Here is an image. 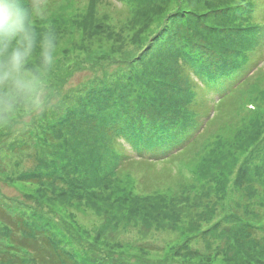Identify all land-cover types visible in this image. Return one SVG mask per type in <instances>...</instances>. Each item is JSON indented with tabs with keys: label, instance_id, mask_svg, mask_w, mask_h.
<instances>
[{
	"label": "trees",
	"instance_id": "trees-1",
	"mask_svg": "<svg viewBox=\"0 0 264 264\" xmlns=\"http://www.w3.org/2000/svg\"><path fill=\"white\" fill-rule=\"evenodd\" d=\"M50 1L43 0L44 3ZM162 1L169 0H158L155 5L140 0L142 8L134 14L141 21L140 27L144 28L140 39L156 15L159 21L166 20L159 32L150 35L145 46L147 54L143 58L137 55L132 63L126 61L127 65L119 68L114 60L105 55L95 57L89 54L91 64L106 60V63H113L116 67L111 72L102 71V74L93 77L88 84L82 85L81 91H73L76 95L69 98L72 101L70 105H65L63 98L68 97L71 91L62 92L60 85L54 86L56 98L50 109L63 111L57 123L47 109L41 115L32 117L27 136L20 130L19 124L14 126L17 121L0 127V149L6 151L5 158H15L25 146L29 148L28 142L53 149L48 156L40 159L44 162L43 167L20 175L25 177L23 181L42 184L54 193L58 191L64 203L74 202L96 211L103 210L108 215L107 227L114 222L117 228L124 218H129V221L136 218L145 226L160 228L178 220V213L173 211L172 214L174 205L170 207V202L161 194L153 197L145 192L136 199L116 191L107 195L104 192L115 183L114 179L125 176L123 173L132 168L141 172L138 182L146 188L160 178L162 168L161 172L166 173L163 179L167 178V170L174 166L170 155L184 153L200 137L203 127L211 128L218 107L222 109L226 106L228 109L237 88L243 87V82H246L241 81L240 70L249 59V54L257 46L260 48L264 39V23L257 24L252 20L258 7L255 0ZM28 2L31 3V0ZM166 16L176 17L174 25L168 26ZM72 19L75 28L83 29L82 36L88 26L98 25L95 19L83 24L78 16ZM39 22L44 24L37 20V24ZM166 26L168 45L162 49L157 37ZM93 35L89 33L86 36ZM151 41L155 43L152 45ZM139 63L141 66H138ZM189 73L203 88H199L203 98L198 97L196 88L199 86L191 82ZM242 87L236 96L242 94ZM211 93L215 98L210 99L214 105L209 107L206 100L207 94ZM259 93L260 101L264 103V91ZM259 98H251V102L244 106L252 105L253 111L261 114H255L252 120L264 126V109H258L253 104ZM173 129H179L181 138L164 135ZM20 132L23 134L20 135ZM8 141L9 145L6 144ZM250 142L241 139L239 143L236 140L241 145L240 149L249 148ZM186 168L189 173L199 176L193 166L186 165ZM243 173L238 178L245 181L247 174ZM209 180L202 179V192ZM238 185L241 187L235 178L230 191L219 183L211 191L214 190L213 194L221 198L235 197L232 194L238 191ZM259 192L255 189L252 198ZM36 196L20 192L18 198L2 194L0 200L14 204L33 198L37 203ZM236 196L240 198L238 207L252 202L250 196L249 202L242 198L239 191ZM260 203L263 205L261 200ZM33 214L35 218L25 223L23 218L11 216L16 215L14 209L0 204L2 239L6 241V247L0 248V264H144L126 255H109L117 247L114 242L101 239L81 242L79 234L62 221H53L42 212ZM228 215L231 221L227 224L236 222L237 226L231 235L221 234L222 239L225 236L230 238L228 242L223 239L224 243H228L222 249L225 263L264 264V240L255 237V229L264 226L260 224L258 212L249 208L238 215L229 206ZM187 247L183 243V251L179 255L183 263H211L205 262L203 254L191 253Z\"/></svg>",
	"mask_w": 264,
	"mask_h": 264
},
{
	"label": "rangeland",
	"instance_id": "rangeland-1",
	"mask_svg": "<svg viewBox=\"0 0 264 264\" xmlns=\"http://www.w3.org/2000/svg\"><path fill=\"white\" fill-rule=\"evenodd\" d=\"M178 1L182 2V0ZM255 1L258 7L256 6L252 20L257 24L264 23V0ZM144 2L148 5L158 4V0H144ZM45 4L48 8V15L40 21L44 22L43 25H50L58 38V59L53 87L60 85L62 92L71 91L69 96L66 95L68 97L63 98V101L66 100L65 105L72 104L69 98H74L76 95L74 93L81 91L83 84H88L93 77L102 74V71L111 72L116 66L124 67L127 65L126 61L132 63L137 55L143 58L147 54L145 46L150 35L159 32L166 22V20L159 21L156 15L155 20L152 19V22L146 26L144 37L140 39L139 36L144 28L140 27L141 21L134 16L142 8L143 4L140 0H52ZM74 16L81 18V24L95 19L98 25L90 28L88 26V30L82 36L83 29L75 28L72 19ZM166 19L169 26L174 25L176 17L166 16ZM41 24L39 22L38 26ZM93 28H95L94 32ZM89 33H94V35L86 36ZM143 39L144 42H142ZM154 43L151 41L152 45ZM89 54L95 57L105 55L106 58L114 60L116 66L113 63H106V60L95 61L91 64L88 61ZM261 56L262 59H260ZM138 66H141L140 63ZM239 73L241 81L246 80L243 82V87L241 85L236 90L237 94L242 87V94L239 96L235 94L236 97L231 98L232 102L228 109L226 106L222 109L217 108V113H214L216 120L210 125L211 128H201L200 137L193 145L188 146L184 153L170 155L174 166L167 170V178L163 179L166 173L161 172L162 168L160 178L146 188L138 182L141 172L132 170V168L123 173L125 176L114 179L115 183L113 182L114 184L104 192V195H107V193L116 191L117 194H129L136 199L141 198L140 195L145 192L153 197L161 194L170 202V207L174 205L172 214L173 211L178 213V220L175 222L167 221L171 224L160 228L145 226L136 218L130 221L129 218H124L117 228V223L114 222L112 226L107 227L108 215L103 210L96 211L91 207L79 206L74 202L64 203L59 198L58 191L54 193L42 184L23 181L25 177H20V175L32 172L37 169L36 167H43L44 162L40 159L53 151L50 147L35 144V142L26 143L30 144L29 148L25 146V149L13 159L5 158L6 151L0 149V196L3 194L6 197L18 198L22 192L37 195L38 199L36 197L34 199L39 202L35 203L33 198H25L13 204L1 199L3 202L0 204L14 209L16 215L11 216L23 218L25 223L35 218L34 212L47 214L53 221H62L65 226L79 234L81 242H95L96 239L114 242L117 247L115 252L109 254L112 256L126 255L144 264H187L179 258L184 243L188 246L186 249L192 251L191 253L196 251L195 253L203 254L205 262L227 264L222 249L228 245L224 243V240L228 242L230 238L225 236L223 240L221 234L231 235L237 226L236 222H232V225L227 224L231 221L228 215L229 206L238 215L243 214L249 208L253 209V212L259 214L260 224H264V143L262 142L264 126L252 120V117L258 113L253 111L254 107L244 106L245 103L251 102V98H259L260 90L264 91V39L260 48L257 46V49L249 54V59ZM189 76L191 82L199 86L197 78L190 73ZM199 88L202 87L196 88L198 97L203 98ZM207 97L206 103H209V107L214 105L210 100L215 98L214 94H207ZM260 98L255 100L256 103L260 101ZM256 103L253 104L257 105L258 109H264L263 102ZM62 113L63 111H53L49 108L50 117L55 123L58 122V117H61ZM30 120L32 117L20 118L16 120L14 126L19 124L18 127L27 136L30 133L28 126ZM22 132L20 135L23 134ZM241 139L251 140L249 148L240 149L241 145L237 144L236 140L240 143ZM6 144L9 145L10 141ZM252 147L253 149H250ZM40 161H42L41 164ZM186 165L193 166V170L197 169L199 176L189 173ZM243 171L247 174L245 181L238 178V175H244ZM203 178L211 180L202 192L203 188L200 184ZM235 178L237 183L241 184V187L238 185L239 194L248 202L250 196L251 204L247 206L242 204L238 207L240 202V198L236 196L238 191L232 194L235 197L227 196L226 198L213 194L214 190L211 191L212 188L218 186V183L219 186L224 185L227 191H230ZM255 189L260 192L252 198V192ZM39 195L41 197H38ZM25 203L30 205L27 206ZM36 223L40 226L38 221ZM1 228L2 223L0 222V248L4 249L6 241L2 239ZM222 230L225 232L221 233ZM207 232L209 233L204 236ZM255 232V237L264 240V226L256 228Z\"/></svg>",
	"mask_w": 264,
	"mask_h": 264
},
{
	"label": "clouds",
	"instance_id": "clouds-1",
	"mask_svg": "<svg viewBox=\"0 0 264 264\" xmlns=\"http://www.w3.org/2000/svg\"><path fill=\"white\" fill-rule=\"evenodd\" d=\"M43 0H0V127L37 117L55 101L58 38Z\"/></svg>",
	"mask_w": 264,
	"mask_h": 264
},
{
	"label": "snow or ice",
	"instance_id": "snow-or-ice-1",
	"mask_svg": "<svg viewBox=\"0 0 264 264\" xmlns=\"http://www.w3.org/2000/svg\"><path fill=\"white\" fill-rule=\"evenodd\" d=\"M168 33V28L167 26L163 29V31H161L160 36L157 37L158 40L161 41V47L162 49H166L167 45H168V39L169 37L167 36ZM164 135H172L176 138H181L182 133L179 131V129H173L170 132H165Z\"/></svg>",
	"mask_w": 264,
	"mask_h": 264
}]
</instances>
